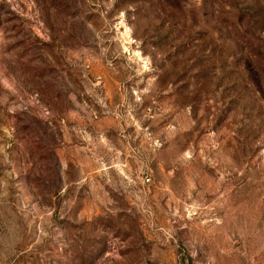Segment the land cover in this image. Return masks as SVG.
<instances>
[{
	"label": "rangeland",
	"instance_id": "rangeland-1",
	"mask_svg": "<svg viewBox=\"0 0 264 264\" xmlns=\"http://www.w3.org/2000/svg\"><path fill=\"white\" fill-rule=\"evenodd\" d=\"M0 264H264V0H0Z\"/></svg>",
	"mask_w": 264,
	"mask_h": 264
}]
</instances>
